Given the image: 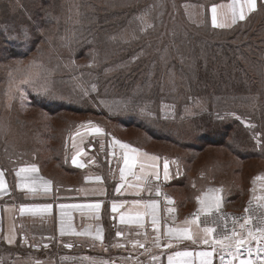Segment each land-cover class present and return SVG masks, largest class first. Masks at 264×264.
I'll return each instance as SVG.
<instances>
[{
  "label": "rangeland",
  "instance_id": "rangeland-1",
  "mask_svg": "<svg viewBox=\"0 0 264 264\" xmlns=\"http://www.w3.org/2000/svg\"><path fill=\"white\" fill-rule=\"evenodd\" d=\"M32 1L35 0H26V6H29ZM126 1L130 2L131 0H125L124 2ZM21 2L22 0H10L6 10L0 9V18L3 16L10 18L8 22L0 23L1 29L5 27L2 30L6 34L5 38L8 40L7 47H13L24 52L32 45L27 54L11 56L8 52L5 58L0 61V164L9 166L12 163V159L16 161L26 159L35 161L48 173L57 171V167L54 166L51 160L53 147L58 146L61 138L66 137L72 131L76 122L84 118H90L105 124L108 131L113 135L126 140L134 139L142 145V148H148L147 150L149 151L154 150L153 152L177 158L181 166L183 164L187 169L186 183L174 186L171 192L186 205H190L191 202L188 200L191 194L195 195L198 192V189H210L214 186L220 189L223 200L222 205L226 209L238 210V207L246 199L251 196L254 198L258 196V192H250L249 183L250 178L256 172L264 171V157H255L247 160L239 159L218 143L207 144L203 150L199 151L183 150L170 144L168 146L166 143L163 144V142L152 140L136 128H123L118 124L108 122L100 118L101 116L97 117L89 113L83 114L68 111L50 113L42 110L39 106L42 104L40 100H44L43 96L52 100L54 94H61L62 99H69L70 103L74 104L73 106L80 109H95L92 106L96 105L99 107L102 104L109 106L112 104L109 103V100L121 103L126 107L133 105L132 100H123V98H129L130 94L136 93L138 89L146 88V86H139V84L144 85V82L140 80L136 81L135 88L125 92L117 91L116 88L107 90L103 89V87L97 92L98 86H101L98 70H101L106 76L114 72L124 74V71H127L125 69L127 62L121 64L117 62L116 66L113 67L112 65L114 58L118 59L123 54V49H120L121 43L124 45L128 44V48L136 45V42L133 41V33L130 31L131 27L142 30L141 33L146 31V35L144 36L146 37V41L151 39L154 43L150 47H145L148 53L144 52V54H141L139 52V54H133L131 59H128L129 62L135 63L144 58H146L145 62H147L154 54V50L156 48L160 49L163 46L169 48V57L175 59V64L168 71L165 69L163 60L161 61L158 58L154 64V72L150 76L151 82L157 75L158 77L164 75L162 78L165 86L167 83H171L172 85H170L171 92H169V95L158 96L150 107L162 109L164 111L163 115L171 114L180 107L181 111L183 110V116H190L195 109L204 105L202 96L198 95L199 90L191 94L187 100H176L175 96H178L182 91V87L187 82L189 87L194 88L198 87V85L205 87L206 83L209 82L205 71L206 67L203 66L205 64H202L201 59H203V54L209 52L208 50H212V48H202L200 46L201 42L213 43L221 41L224 44H231L236 47L244 45L242 46V52L239 54L235 53L237 50L234 49V51L229 50L228 53L224 52V55L235 53V61L244 65L249 72L253 73L254 77V70L259 68L260 62L256 63L257 56L252 54L253 52L248 49L249 45L247 43H255L258 38L264 37V30H259L257 25L251 24L252 22H240L234 25L231 31L229 29L219 32L215 31V33L206 16V9L210 5L211 0H141L140 4L133 6L135 10H130L128 15L123 13L118 14L122 9L130 6L128 3L121 4L123 3L122 0H61L60 14L61 18L67 17L69 20L67 29L70 24L73 28L75 25L74 29L81 26L84 27L87 20L88 22L90 21L91 14L93 16L99 15V18L96 21H92L91 25H95V23L102 25L109 22L115 26H122L123 24L126 28L120 34L121 37L118 36L116 31H113L114 33L111 37L112 39L120 37L123 41L119 39V42H112L108 40V37L106 39L101 35L102 32H99L98 36L94 39V45L91 46L92 54H90L91 49H89V53H86L84 57L73 58L72 56L71 58V53H67L68 47L59 48L56 46V43L50 46L51 40L45 36L47 32L54 33L58 31L56 30L59 23L57 18L49 24L39 26V31L43 35V40L39 42L35 41V37H32L28 28L24 31L20 30V33H18V26L21 20L18 18V12L16 11L24 9V3L21 7ZM38 5L36 4V8H38ZM33 8H35L34 5ZM101 15H105V20L102 21ZM206 20L208 26H206L207 24L204 25ZM38 22L42 24V21L39 20ZM149 29H151L150 32ZM241 30H246V34L238 35L237 32ZM135 37L138 38V34ZM179 37L181 40L185 37L190 38L185 47L189 54H184V60L182 61L177 59L179 50L175 55V51L171 47V43L174 45V42L180 40ZM0 38V42H2L3 37L0 36ZM164 43L166 45H163ZM117 44L119 45L117 46ZM7 47H5L6 50H8ZM108 48H110V51ZM108 51L109 55H107ZM88 55H93L94 58H90ZM176 61L181 65H178ZM99 65L101 66L98 67ZM61 70H66L69 77L67 80L63 78V81L56 82L53 75L59 73ZM156 70H159V74ZM227 75L230 76L228 73ZM58 84L68 88L65 95H62L63 91L61 93L58 89ZM222 86H224V89H221V87L213 89L212 94L225 93L226 84L223 82ZM240 91L238 89L236 92ZM211 92V90L207 89L201 91V94L210 95ZM165 97H168V99ZM211 99H213L212 95ZM236 99H229L228 101ZM38 101L39 105L37 104ZM234 103L240 104V102ZM140 106L141 108L145 107V105ZM234 108L238 110V108ZM226 112L235 117V120L242 127L243 133H246V135L250 133L249 139L251 142L253 141L256 145L261 143V140L264 138V130L258 128V124L253 118L242 114L243 112L241 111L236 113L226 109L216 117L218 121L224 118ZM70 123H74L75 125L71 129H67L64 134L65 128ZM247 130L249 133L246 132ZM188 156L192 157L189 162H187ZM61 173L65 174L62 171ZM237 190H240L241 194L235 199L240 197L242 200L229 201V204L226 205L228 196H231V193ZM178 201L176 202L175 199L172 207L176 203L178 204ZM194 209L191 211H194ZM241 217L255 220L248 211L239 213L235 219H240ZM248 238L250 237H245V241ZM36 242L38 246L35 247H8L0 239V264H48L52 256L56 252H59L54 247L52 250L48 248L45 250L43 244H39V241Z\"/></svg>",
  "mask_w": 264,
  "mask_h": 264
},
{
  "label": "crops",
  "instance_id": "crops-1",
  "mask_svg": "<svg viewBox=\"0 0 264 264\" xmlns=\"http://www.w3.org/2000/svg\"><path fill=\"white\" fill-rule=\"evenodd\" d=\"M206 12L211 27L229 30L263 16L264 0H211ZM73 128L53 173L26 159L0 164V239L8 247H54L59 252L48 264H221L234 245L220 237L244 211L257 233L244 243H264V171L250 178L258 196L238 210L222 205L216 186L198 189L186 205L171 192L185 176L177 158L138 147L90 118ZM164 191L178 204L169 205Z\"/></svg>",
  "mask_w": 264,
  "mask_h": 264
},
{
  "label": "trees",
  "instance_id": "trees-1",
  "mask_svg": "<svg viewBox=\"0 0 264 264\" xmlns=\"http://www.w3.org/2000/svg\"><path fill=\"white\" fill-rule=\"evenodd\" d=\"M9 1L10 0H0V9L6 10L9 6ZM25 1L26 0H22L21 2V7L24 3V9H21L20 7L21 10L16 11L18 12V18L21 20L18 26V33H20V30L24 31L28 28L29 33L32 35V37H35V41L39 42L40 40H43V35L39 31V26H42L43 24H49L51 21H54L57 18V21L59 20V23L57 24L58 28H56V30L58 31L54 33L47 32L45 36L50 38V46L53 43H56V46H58L59 48L68 47L67 53H71V58L72 56L73 58H77L80 56L84 57L86 53H89V49H91L90 54H92L93 51L91 46L94 45V39L96 38V36H98L99 32H102L101 35H103L106 39L108 37V40L112 42H119V39L121 40L120 34L124 29H126L125 25L123 24L122 26H115L113 23L109 22L102 25H98L96 23L95 25H91L92 21H96L99 18V15L97 14L94 16L91 14L90 21L88 22L87 20L84 27L81 26L80 28L74 29L75 25L73 28L70 24L69 28L67 29L69 20L67 17L61 18L60 14V7L62 6L61 0H35L32 1L29 6H26L27 2ZM122 1L123 3L121 4L128 3L130 4V6L126 9H122V11L120 12L117 11L119 15L120 13L128 15L130 10H135L133 6H136L141 2V0H131L130 2H124L125 0ZM36 4H39L37 6L38 8H36ZM33 5L35 6V8H33ZM100 18H102L103 21L106 17L105 15H101ZM9 20V17L6 18L5 16H3L2 18H0V23L3 24V22H8ZM39 20L42 21V24H39ZM248 23L257 25L259 30L262 31L264 30V15L254 20H250L248 21ZM204 25L208 26L207 20ZM3 28L5 27H2V29ZM2 29L0 28V36L3 37L2 42H0V61L1 59L5 58L8 52L11 56H22L28 53L32 45L28 50L24 52L13 47L8 48V40L5 38L6 34L3 32L4 29ZM213 29L214 32L221 31L219 29ZM231 30H233V28H231L230 31ZM113 31H116V33L120 37L117 39H112L111 37L114 33ZM130 31L133 33V41L136 42V45H134V47L128 48V44L124 45L121 43L120 49H123V54L118 59L115 57L113 60L114 63L112 65L113 67L116 66L117 62L120 64L127 62L125 68L127 71H124V74L114 72L113 74L106 76V74H103L101 70H98V78L100 80L99 82L101 86H98L97 92H99L102 87L103 89L107 90L116 88L117 91L125 92L132 88H135L136 81L140 80L141 82H144V85L139 84V86H146V88H140L138 89V91H136V93L130 94L129 98H123V100H132L133 105H129L126 107L121 103L109 100V103H112L109 106L102 104L99 107L96 105L92 106L95 109H80L73 106L74 104H71L69 99H62L61 94H54V96H52V100H49L48 97L43 96L44 100H40L42 101V104H40L39 107L42 108V110L50 113L68 111L83 114L89 113L97 117L101 116L100 118H103L108 122L118 124L123 128H136L145 133L152 140L163 142V144L166 143V145L168 146L170 144L171 146H175L183 150L199 151L203 150V148H205L207 144L211 145L213 143H218L222 147L232 152L239 159L247 160L255 157H264V138L263 140H261V143L259 145L254 144L253 141L251 142L249 139V131H246L247 133H249L247 135L246 133H243L241 129L242 127L235 120V117L229 115L228 112H226L224 118L220 119V121H218V118H216L222 111L226 109H229L230 111H234L236 113L241 111L243 112L242 114L249 115L251 118H253L257 122L258 128L260 130H264V37L258 38L255 43H247V45H249L248 49L253 52L252 54L257 56L256 63L260 62L259 68L257 70H254V77L253 73L249 72L244 67V65L240 64V62H236L234 58L235 53L239 54L240 52H242V46L244 45L236 47L231 44H224L221 41L213 43L201 42L200 46L202 48H212V50H208L209 52H205L203 54V59H201L202 64H205L203 66L206 67L205 71L209 82L206 83L205 87L198 85V87L195 88L189 87L187 82L182 87V91L178 94V96H175V99L181 101L187 100L191 94L199 90L198 95L202 96L204 105L198 109H195L192 115L183 116V110L181 111L180 107H178L173 113L165 115H163L164 111L162 109L160 110L150 107L153 102H155L154 100L158 98V96H166L169 95V92H171L170 85L172 84L167 83L165 86L162 78L164 77V75H162V77H158L157 75L156 77H154V80L152 82L150 80V76L154 72V64L156 63L158 58L161 59V61L163 60V62L165 63V69L167 71L172 69L173 65L175 64V59H173V57H169V48L163 46L159 49L155 46V52L151 56V59L149 61L145 62L146 58H144L143 60L140 59L135 63L129 62L128 59H131L133 54L136 55L139 54V52L141 54H144V52L148 53L145 47H150L154 43L151 39L146 41V37H144L146 35V31L144 33H141L142 30H137L131 27ZM150 31L151 29H149V32ZM237 33L238 35L246 34V30H241ZM137 34L138 38L135 37L137 36ZM53 38L55 39V42ZM188 41H190V38L185 37L183 40H181L180 38L179 41L174 42V45L171 43V47L173 51H175V55L179 50V54L177 56V59L179 61L184 60V54H189L185 48L186 44H188ZM104 44L106 45V43ZM37 45L36 47H38ZM118 45L119 44H117V46ZM163 45H166V43H164ZM5 47H7L8 50H6ZM127 48L128 50H126ZM108 49L110 51V48ZM234 49L237 50L235 51V53L224 55V52L228 53L229 50L234 51ZM109 51L107 52V55L110 54ZM88 57L94 58L93 55H88ZM177 64L181 65L179 62H177ZM100 66L101 65H99L98 67ZM86 71L88 72V70ZM158 71L156 70V72ZM227 73L230 76H228ZM53 76L56 82L63 81V78H66L65 80H67L69 77L66 70H61L59 73H55ZM223 82L226 84V92L212 94L213 89H217L218 87L224 89V86H222ZM58 85V89L60 90V92L62 93L63 91L62 95H65V92L68 90V88H65L61 84ZM207 89L212 91L211 94L202 95L201 91ZM238 89H240L241 91L236 92ZM211 95L213 99H211ZM165 98L168 99V97ZM234 98L237 99L234 101H228L229 99ZM234 102H240V104L238 105ZM37 104L39 105V101ZM140 105H145V107L141 108ZM233 106L238 108V110H236ZM74 125V123H70V125L65 128L64 134L67 129H71ZM63 139L64 138L62 137L58 146L53 147L51 152V154H53V156H51V160L55 164H62V156L64 150L62 148ZM127 141L142 148V145H140L134 139H130ZM240 143H242L243 145ZM254 146H256V148H254ZM187 159V162H189L192 157L188 156ZM182 166L185 176L181 179L180 183L185 184L187 169L183 164ZM63 167H66V165L63 164ZM240 194V190H237L236 192L233 191L231 193V196H228V198L226 199V205L229 204V201L239 200L240 197L238 199L235 198Z\"/></svg>",
  "mask_w": 264,
  "mask_h": 264
},
{
  "label": "built area",
  "instance_id": "built-area-1",
  "mask_svg": "<svg viewBox=\"0 0 264 264\" xmlns=\"http://www.w3.org/2000/svg\"><path fill=\"white\" fill-rule=\"evenodd\" d=\"M162 198L169 204L174 205L175 198L169 192H162ZM229 224L225 228V234L220 238L221 243L224 246L233 244L234 248L232 252L227 250L221 255V264H235L238 258H247L252 262H262L264 260V243L260 240H253V243H247L244 241L245 237L256 235L254 227V221L241 217L240 219H230L227 221ZM245 242V243H244Z\"/></svg>",
  "mask_w": 264,
  "mask_h": 264
}]
</instances>
